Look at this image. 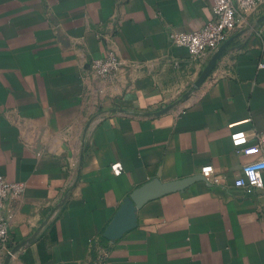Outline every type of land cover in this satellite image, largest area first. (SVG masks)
Masks as SVG:
<instances>
[{"label": "crops", "instance_id": "1", "mask_svg": "<svg viewBox=\"0 0 264 264\" xmlns=\"http://www.w3.org/2000/svg\"><path fill=\"white\" fill-rule=\"evenodd\" d=\"M262 14L193 88L212 53L167 34L202 26L211 0H0V174L25 188L0 264H264V187L233 184L264 155L240 151L264 131ZM108 54L122 66L94 76ZM153 179L177 189L133 206Z\"/></svg>", "mask_w": 264, "mask_h": 264}, {"label": "built area", "instance_id": "2", "mask_svg": "<svg viewBox=\"0 0 264 264\" xmlns=\"http://www.w3.org/2000/svg\"><path fill=\"white\" fill-rule=\"evenodd\" d=\"M258 2L259 0H211V17L202 26L191 31L170 30L167 34L168 41L173 46L185 47L192 58L210 54L224 41L228 32L248 22ZM121 66V60L112 54L90 60L91 72L94 76L101 78L113 77ZM258 67H264V62H258ZM252 133L254 141L240 148L244 154L263 150L264 131L253 130ZM111 169L114 173H119L120 163H113ZM263 171L264 155H261L242 165L241 174L234 179L233 184L243 188L247 194L262 189L264 187ZM196 175L208 185L222 183L221 175L212 165L202 166ZM24 189L22 182L9 181L0 174V249L6 246L9 239V223L12 218L10 200L20 196ZM106 254L107 250H103L98 264H106Z\"/></svg>", "mask_w": 264, "mask_h": 264}, {"label": "water", "instance_id": "3", "mask_svg": "<svg viewBox=\"0 0 264 264\" xmlns=\"http://www.w3.org/2000/svg\"><path fill=\"white\" fill-rule=\"evenodd\" d=\"M262 21H264V14H262L256 18L255 24H259ZM229 42H230V40L223 41L212 52L206 66L203 68L200 75L198 76V78L193 83V85H192L193 88H198L204 82V80L209 76V74H210L211 70L213 69L218 58L229 48V46H228ZM170 107H171V105H168V106L158 110V112L166 111ZM189 179L190 178H185V179H181V180H174L172 183L176 187L180 188L183 185H185L189 181ZM142 187L143 188H139L138 190L133 192L132 195L129 196V198L134 201V203L132 204L133 206H139L150 198H155V197L162 195V194H164L170 190L177 189V188H168L166 183H161L158 179H153L148 184H146L145 186H142ZM24 243H25V241H22V242L18 243L17 245H15L12 248V252H15Z\"/></svg>", "mask_w": 264, "mask_h": 264}]
</instances>
